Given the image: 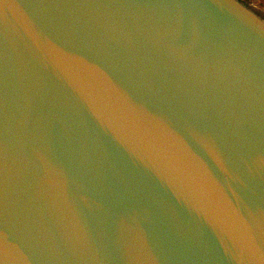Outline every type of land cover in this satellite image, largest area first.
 <instances>
[{"label":"water","instance_id":"water-1","mask_svg":"<svg viewBox=\"0 0 264 264\" xmlns=\"http://www.w3.org/2000/svg\"><path fill=\"white\" fill-rule=\"evenodd\" d=\"M0 264H264V31L227 0H0Z\"/></svg>","mask_w":264,"mask_h":264},{"label":"snow or ice","instance_id":"snow-or-ice-1","mask_svg":"<svg viewBox=\"0 0 264 264\" xmlns=\"http://www.w3.org/2000/svg\"><path fill=\"white\" fill-rule=\"evenodd\" d=\"M228 3L233 4L235 11L242 17L246 18L252 25L257 29L264 31V23L259 21L255 16H253L247 9L243 8L239 4L235 3V0H227Z\"/></svg>","mask_w":264,"mask_h":264},{"label":"crops","instance_id":"crops-1","mask_svg":"<svg viewBox=\"0 0 264 264\" xmlns=\"http://www.w3.org/2000/svg\"><path fill=\"white\" fill-rule=\"evenodd\" d=\"M249 3L257 5L264 12V0H248Z\"/></svg>","mask_w":264,"mask_h":264},{"label":"rangeland","instance_id":"rangeland-1","mask_svg":"<svg viewBox=\"0 0 264 264\" xmlns=\"http://www.w3.org/2000/svg\"><path fill=\"white\" fill-rule=\"evenodd\" d=\"M247 4H249L258 14H260L264 18V12L257 6L249 3L248 0H244Z\"/></svg>","mask_w":264,"mask_h":264}]
</instances>
